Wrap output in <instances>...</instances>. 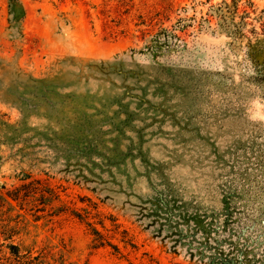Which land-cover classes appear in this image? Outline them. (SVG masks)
Masks as SVG:
<instances>
[{"label":"rangeland","instance_id":"374dc122","mask_svg":"<svg viewBox=\"0 0 264 264\" xmlns=\"http://www.w3.org/2000/svg\"><path fill=\"white\" fill-rule=\"evenodd\" d=\"M11 245L21 264H264V0H0L18 264Z\"/></svg>","mask_w":264,"mask_h":264},{"label":"trees","instance_id":"16d2710c","mask_svg":"<svg viewBox=\"0 0 264 264\" xmlns=\"http://www.w3.org/2000/svg\"><path fill=\"white\" fill-rule=\"evenodd\" d=\"M11 253L15 256V258L13 257V258H11V261H13V259H14V261L16 262V263H18V264H21V258H20V254H19V247H17V246H15V245H11ZM4 255V254H3ZM9 258V256L8 257H5V256H3V257H0V264H7V262H8V259ZM220 264H235L234 263V259H231V257L230 258H228V257H220ZM212 264L214 263V261H212L211 262ZM11 264H15V263H11Z\"/></svg>","mask_w":264,"mask_h":264}]
</instances>
